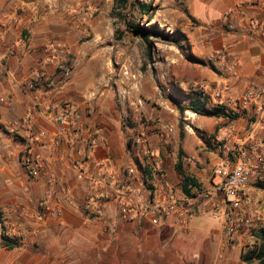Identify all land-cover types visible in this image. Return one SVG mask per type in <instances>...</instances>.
Returning <instances> with one entry per match:
<instances>
[{
    "label": "crops",
    "instance_id": "obj_1",
    "mask_svg": "<svg viewBox=\"0 0 264 264\" xmlns=\"http://www.w3.org/2000/svg\"><path fill=\"white\" fill-rule=\"evenodd\" d=\"M238 6V13L229 16ZM186 9L196 23L185 27L192 55L203 64L180 60L179 76L172 88L184 96V104L170 107L155 87L162 98V114L167 116L169 109L178 117L179 106L187 107L199 97L195 85L204 84L210 92L223 93L219 102L211 97L205 100L207 110L223 108L240 117L205 116L186 110L184 139H177L178 147L172 148L164 137L148 136V128L138 118L141 108L127 106L120 112L107 107L96 109L88 102L91 80L86 77V41H82L86 21L79 20L86 16L73 15L60 0H0V28L5 31L0 44V96L8 99L0 105V124L6 131L22 135L15 139L21 149L31 147L45 164L44 172L35 178L29 177L24 162L21 168L25 202L20 222L30 231L29 236L56 237L62 250L71 247L69 251L82 249L86 253L114 242V251L121 257L130 255L132 264H256V260L247 263L243 259L250 234L260 230L256 226H247L226 244L223 222L212 211L195 212L184 228L172 220L154 226L148 217L129 219L123 214V208L135 196H148L145 174L157 180L163 178L177 195H184L182 176L176 170L180 147L185 174L207 189L218 168H233L240 161L237 154L243 153L244 161L254 162V146L264 141V93L246 110H236V102L247 89L264 91V0H187ZM253 20L258 22L257 27L251 26ZM60 46L68 51L72 66L66 79L58 65L62 55L56 48ZM31 78L38 80L34 92L21 86ZM34 95L39 96L44 111L35 115L33 125L26 130L19 126L32 111ZM65 101L79 105V125L69 138H62L60 151L54 153L45 145V135L52 137L58 132L45 111H55ZM199 101L204 100L199 97ZM128 115L136 124L126 127L122 120ZM162 124L165 127L166 122ZM166 127L164 133L168 134L170 126ZM97 128L103 130L101 145L86 156L83 143L94 136ZM171 129L177 135L178 127ZM140 138L148 141L153 155L147 147L136 146L135 140ZM76 148L82 150L78 159L85 168L97 172L94 161H108L115 175V188L127 185L131 193H116L113 189L102 195L95 182L79 180L72 163ZM128 167L137 168L133 177L126 175ZM57 201L62 202V216H47L45 205L55 206Z\"/></svg>",
    "mask_w": 264,
    "mask_h": 264
},
{
    "label": "rangeland",
    "instance_id": "obj_2",
    "mask_svg": "<svg viewBox=\"0 0 264 264\" xmlns=\"http://www.w3.org/2000/svg\"><path fill=\"white\" fill-rule=\"evenodd\" d=\"M186 1H132L130 14L134 22L145 26L156 25L168 35V40L151 37L152 47L149 50L147 44L129 32L121 20L112 17L114 0H60L73 15L86 16V33L82 41H86V77L91 80L88 102L96 109L107 107L120 112L127 106L141 108L143 111L138 118L148 128V136L164 137L172 148L177 146L176 140L181 139L180 122L185 128L187 121L184 115L178 113L176 117L166 107L168 113L164 117L160 103L162 98L155 87L161 90L170 107L184 104L181 103L185 100L184 96L172 85L179 76L180 60H190L189 55H192L185 27L196 23L186 13ZM139 4L149 5L152 16L143 13ZM167 88H171L170 93ZM165 122V127H162ZM122 124L127 127L136 123L128 115L123 117ZM166 125L170 126L168 134L164 133ZM172 126L178 127L177 135H174ZM0 127V264H132L130 255L121 257L114 251V242L106 248L86 253L82 249L69 251L71 247L66 246L62 250L56 237L43 239L39 235L29 236L30 231L20 222L25 202L22 158L29 147L21 149L15 139H21L22 135L17 131H6L3 124ZM256 182L253 179L247 186V206L248 210H259L264 216V191L255 186ZM205 211L211 209L202 212ZM8 243L15 247L10 249ZM260 243L255 233L250 234L248 250L259 247Z\"/></svg>",
    "mask_w": 264,
    "mask_h": 264
},
{
    "label": "built area",
    "instance_id": "obj_3",
    "mask_svg": "<svg viewBox=\"0 0 264 264\" xmlns=\"http://www.w3.org/2000/svg\"><path fill=\"white\" fill-rule=\"evenodd\" d=\"M239 9L240 7L238 6L234 10H231L229 16L237 14ZM79 20L84 22L86 21V17ZM251 26L253 28L257 27L258 22L253 20ZM4 37L5 31L0 28V44L3 43ZM56 51L62 55V59L58 60V65L63 78L66 79L70 76L72 70L68 51L65 47L61 46L57 47ZM37 85L38 80L34 78L27 79L21 84L24 89L32 92L37 90ZM194 88L196 94L204 102L210 97L217 102L222 99V90L210 92L204 84H197ZM261 93H264V91L247 89L236 102V110L241 112L246 110L257 101ZM33 101L32 111L22 119L19 126L26 130H29L33 125L35 115L44 111L38 95H34ZM7 102V97L0 96V105L6 104ZM261 112L264 114V108L261 109ZM45 114L47 119L56 126L58 132V135L52 137L45 135V145L54 153H57L61 149L62 138H69L75 133L76 127L79 125L81 109L75 102L65 101L59 109L55 111L48 109L45 111ZM102 132L103 130L101 128H97L94 136L84 141L83 145L86 156H90L101 145L99 136ZM135 144L136 146L143 145V147H147L148 153L153 155L148 148V141L145 138L135 140ZM254 150L256 152L254 162L244 161L245 156L242 152V154H237L240 157V161L233 168H218L214 172L211 187L202 190L195 189L196 191L190 197L177 195L163 178L157 180L145 174V184L149 189L148 196H135L133 202L123 208V214L129 219L148 217L154 226H159L163 222L172 220L176 226L184 228L191 221L195 212H202L209 208L223 222L224 236L227 240L226 244L231 243L233 237L243 232L247 226H256L257 229H262L264 228L263 214L256 209L248 210V202L244 198V196H248L247 186H249L251 181L253 179L257 181L264 178L262 174L264 171V141L258 142L254 146ZM81 153V148H76L74 151V159H72V163L77 169V177L79 180L95 182L97 191L102 195L107 194L113 189H116V193H131L127 185L115 188V175L110 172L111 167L108 161H94L95 167L96 165L98 166V171L96 172L87 166L85 168L84 162L79 161L78 158ZM23 162L29 177L35 178L45 170L44 161L34 153L31 147L26 151ZM156 167H159V165L156 164ZM136 171V167H128L126 169V175L133 177ZM66 195L68 197L69 192H66ZM61 205V201H57L55 206L47 204L45 205L44 212L47 216L60 217L62 216Z\"/></svg>",
    "mask_w": 264,
    "mask_h": 264
},
{
    "label": "trees",
    "instance_id": "obj_4",
    "mask_svg": "<svg viewBox=\"0 0 264 264\" xmlns=\"http://www.w3.org/2000/svg\"><path fill=\"white\" fill-rule=\"evenodd\" d=\"M132 1L133 0H114V6L112 9V17L121 20L126 25L127 30L129 32H131L136 37L141 38L147 44V47L149 50L152 47L151 37L157 36L162 39L168 40L167 38L168 35H166V33L160 30L156 25L145 26V25H141L133 21L132 15L130 14V10H131L130 7L132 6ZM138 7L143 13H146L149 17L152 16L151 7L149 5L139 4ZM189 58L191 61L203 64V61H201L198 58H195L192 55H189ZM178 109L182 115L184 114L186 110H191L194 113L205 115V116H215V117L224 116L230 119H237L238 117H240V114L226 112L223 108L207 110L205 108L204 101L203 102L199 101V97H196V99L191 101L189 106L187 107L179 106ZM179 127H180V138H181L180 140L182 141L184 139V126H183L182 121L180 122ZM201 137L204 138V136H201ZM183 156H184V152L182 148L180 147L179 160L176 165V170L182 176V191L184 195L190 197L193 195L194 188L198 190H202V186L198 183V181L195 178L190 177L185 174L183 170V161H182ZM255 186L258 189L264 191V178L257 180ZM255 236L257 237V239L261 241L259 247L254 248L252 250H248V252L243 256V259L247 263H250L253 260H256L258 261L259 264H264V228L256 231ZM7 246L10 249H13L15 247L14 244H11V243H8Z\"/></svg>",
    "mask_w": 264,
    "mask_h": 264
}]
</instances>
